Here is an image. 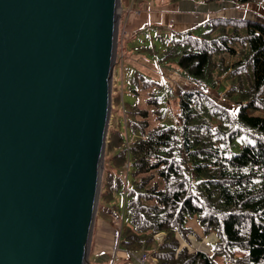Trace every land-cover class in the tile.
<instances>
[{"label": "trees", "instance_id": "obj_1", "mask_svg": "<svg viewBox=\"0 0 264 264\" xmlns=\"http://www.w3.org/2000/svg\"><path fill=\"white\" fill-rule=\"evenodd\" d=\"M157 28L154 39L160 45L141 41L135 51L177 70L196 89L174 94L178 112L173 124L163 119L166 94L172 93L167 86L158 85L159 94L148 101L160 120L156 127L149 129L146 111L134 105L125 109L110 147L115 150L114 166L126 171L127 178L107 171L106 186L109 181L113 197L104 202L101 212L113 223L120 221L121 248L127 252L143 249L155 264H217V258L228 264H264V116L248 114L249 109L264 111V17H213L190 29L165 28L162 34ZM198 28L202 32L194 35ZM120 44V55L129 54ZM224 54L240 58L228 65L223 63ZM215 56H220L218 61ZM248 67L251 77L243 85L241 76ZM227 75L238 83H232L220 98L232 108L205 93ZM127 78L126 85L135 87L145 76L134 70ZM238 137H243L244 144L229 154ZM154 174L163 183L162 189L157 183L148 186ZM139 175L138 181L133 178ZM192 218L205 235L217 237L210 255L180 248L177 235L185 238L192 233L187 227ZM160 233L164 237L154 246V237Z\"/></svg>", "mask_w": 264, "mask_h": 264}, {"label": "water", "instance_id": "obj_2", "mask_svg": "<svg viewBox=\"0 0 264 264\" xmlns=\"http://www.w3.org/2000/svg\"><path fill=\"white\" fill-rule=\"evenodd\" d=\"M118 0H0V264H88Z\"/></svg>", "mask_w": 264, "mask_h": 264}, {"label": "rangeland", "instance_id": "obj_3", "mask_svg": "<svg viewBox=\"0 0 264 264\" xmlns=\"http://www.w3.org/2000/svg\"><path fill=\"white\" fill-rule=\"evenodd\" d=\"M142 1L145 2L147 0H142ZM153 1L159 6L162 3L161 2L162 0H153ZM134 3H132V0H118L119 14L117 18L114 65H113V72H112V78L110 84V112L107 122L105 144L102 152V159H101L102 167L100 172V181L98 185L99 187L97 194L96 214L94 218V223L98 219L104 220L108 222V224L115 227L118 232L119 229L121 228L120 221H115L113 223L111 219H108L111 217L101 212V208L104 202L108 200L110 196L113 197V193L110 191V188L108 186L109 181H108V185L106 186L107 171H111L113 174H115V172H118L120 173V175L122 174L123 179L127 178L126 171H123L122 169H117L114 166L115 150L110 147L111 144L110 141H112V134L117 128L120 127V123L124 121V116H126L125 109L130 108L131 106L134 105V107H136L138 110L146 111L147 118H145V120L148 123L149 129L156 127L160 123V120L158 118V115L154 112V106L150 105L148 101L151 99V97H153V95L159 94L158 85L167 86L172 90V93L166 94L168 103L165 106L163 119H165L166 124H173L172 122L175 121L178 112L177 101L175 99L176 97L174 94H179L182 90L196 89L194 85L191 82H189L186 78H182L183 76L177 70L167 69L166 67H163L162 62L156 64V61H153L151 58L148 59L142 57L141 54L144 53H142L140 50L135 51L136 47L141 44V41H144L145 44L152 43L153 45L154 43H157L158 45H160V42L154 39V35L156 34V30L154 29V27L156 26V24L163 23V21L158 20L155 23H151L152 25L146 24L145 27L139 28L140 20L138 19H140L142 12L140 9L141 3H139V0H137ZM250 4H258L259 8L257 13L259 17H264V0L263 1L260 0V2L257 1L255 3H250ZM244 6H248V4ZM130 7H132V9H130ZM156 12L159 14H164V13L170 14L172 11L170 10L169 6L167 7L163 5L161 7H158ZM241 18L250 19L249 17H241ZM254 18L256 17L254 16ZM134 30L136 32L131 34ZM199 30L200 28L194 31V35H199V33L202 32V30L200 31ZM158 31L159 33L162 34L165 33L167 30L159 29ZM117 38L120 39L123 38V45L125 47L124 49L128 51L129 54L127 53L124 55H120V44L119 42H117L118 40ZM236 51L237 52L240 51V48L236 47ZM219 57L220 56H215L214 60L218 61ZM223 57H224L223 63L228 65L236 62L240 58L239 54L238 55L236 54L235 56H229L227 54H224ZM134 70L143 74L145 76V79H140L136 81L135 87H130L126 85L127 84L126 80L128 79L127 78L128 76L133 75ZM174 70L176 71V73ZM248 77H251L250 67H248L241 76L242 78L241 82H243V85L247 84ZM147 78L150 79L151 82H146ZM232 83L237 85L238 81L235 78L231 79V77L227 75L225 78L222 77L221 81H219L218 85L214 89L206 90L205 93L206 95H210V98H212L217 103L221 105L227 104L229 105L228 107L232 108V104H230L229 102L226 103L224 102L225 100L222 101L220 98L221 97L220 95H222L231 86ZM132 88H134L133 91L131 90ZM199 92L201 91L199 90ZM162 102H164V98L162 99ZM248 114L264 116V111L249 109ZM136 119H140V117L136 116ZM243 144H244L243 137H238L230 147L228 153L229 154L237 153L241 149ZM140 177L142 176L141 175L134 176L133 178L138 181ZM154 183H157L158 188L162 189L163 183L155 174H154V178H152V180L148 183V186H151ZM104 217H108V218L105 219ZM153 244L154 246H157L155 241ZM192 252H195V250ZM88 253H89V247H88ZM216 263L228 264L222 258H217Z\"/></svg>", "mask_w": 264, "mask_h": 264}, {"label": "crops", "instance_id": "obj_4", "mask_svg": "<svg viewBox=\"0 0 264 264\" xmlns=\"http://www.w3.org/2000/svg\"><path fill=\"white\" fill-rule=\"evenodd\" d=\"M164 1V2H163ZM161 5H157L153 0H147L141 3V16L139 28L145 27L147 23H155L162 20L163 23L156 24L159 29L171 28L177 31L190 29L202 24L206 19L213 17L241 18L249 17L253 19L258 17V4L235 5L228 1H216L211 3H200L192 0H180L171 3L169 0H162ZM169 6L172 11L159 14L156 12L158 7ZM168 9V8H167ZM137 25V24H136ZM135 25V26H136ZM135 29V28H134ZM132 31V30H131ZM118 42H123V38H117ZM121 47V44H120ZM187 227L192 233L187 234L185 238L177 235L180 248L185 247L189 252L200 251L207 255L211 254V246L217 241L214 233L205 235L198 225L195 218L187 221ZM118 231L115 227L104 220L98 219L92 228L89 242L88 263L89 264H155V259L148 252L141 249L136 252H127L120 247L118 241ZM164 234L156 236V245L158 239H163ZM144 256L142 261L141 257Z\"/></svg>", "mask_w": 264, "mask_h": 264}, {"label": "built area", "instance_id": "obj_5", "mask_svg": "<svg viewBox=\"0 0 264 264\" xmlns=\"http://www.w3.org/2000/svg\"><path fill=\"white\" fill-rule=\"evenodd\" d=\"M134 6H135V3H134ZM134 8V7H133ZM130 9H132V7H130ZM118 42V40H117ZM157 236V235H156ZM156 236L154 237L155 241H156ZM158 242L160 243L161 242V239H158ZM157 243V245L159 244ZM142 261L144 260V256L141 257Z\"/></svg>", "mask_w": 264, "mask_h": 264}, {"label": "bare ground", "instance_id": "obj_6", "mask_svg": "<svg viewBox=\"0 0 264 264\" xmlns=\"http://www.w3.org/2000/svg\"><path fill=\"white\" fill-rule=\"evenodd\" d=\"M119 14L118 7H117V15Z\"/></svg>", "mask_w": 264, "mask_h": 264}, {"label": "clouds", "instance_id": "obj_7", "mask_svg": "<svg viewBox=\"0 0 264 264\" xmlns=\"http://www.w3.org/2000/svg\"><path fill=\"white\" fill-rule=\"evenodd\" d=\"M157 235H159V234H157ZM154 241H155V239H154ZM159 244H160V243H159ZM159 244H158V245H159Z\"/></svg>", "mask_w": 264, "mask_h": 264}]
</instances>
